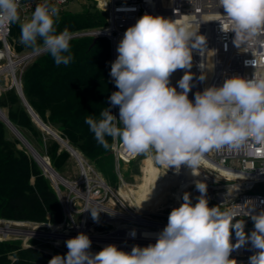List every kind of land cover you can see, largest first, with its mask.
I'll return each instance as SVG.
<instances>
[{
	"label": "clouds",
	"instance_id": "9594fccd",
	"mask_svg": "<svg viewBox=\"0 0 264 264\" xmlns=\"http://www.w3.org/2000/svg\"><path fill=\"white\" fill-rule=\"evenodd\" d=\"M217 4L224 10L221 31L234 33L235 47L249 48L256 41L264 44V0H217ZM19 11V0H0V30L17 23ZM58 17L56 5L48 0L38 4L31 18L20 25V43L46 51L57 66H67L73 60L72 36L67 29L57 33ZM38 38L42 44L38 45ZM205 46V36L162 16L144 14L128 27L110 71L119 90L109 100L111 106L119 107V119L109 108L100 112L99 119L85 118L97 143L108 149L106 138L111 137L127 152L151 154L167 169L174 166L179 171L187 164L193 176L199 175L196 169L211 151L226 154L253 146L264 148V77L233 76L220 87L197 92L194 103L189 99L193 50L203 55ZM245 63L254 66L256 60ZM178 69L185 70L177 82L181 91L170 85ZM195 188L201 193L197 202L193 204L185 192L183 203L171 210L155 244L133 246L131 252L109 244L92 253L89 236L80 233L65 241L66 256L55 255L48 264H237L229 258L231 252L249 241L258 250L249 257V264H264V210L248 213L254 230L247 235L236 210L209 207L207 185L196 181ZM91 215L98 218L96 213ZM233 230L235 244L231 242ZM130 235L135 237V230Z\"/></svg>",
	"mask_w": 264,
	"mask_h": 264
},
{
	"label": "built area",
	"instance_id": "2783aa9c",
	"mask_svg": "<svg viewBox=\"0 0 264 264\" xmlns=\"http://www.w3.org/2000/svg\"><path fill=\"white\" fill-rule=\"evenodd\" d=\"M76 0H48L50 4L56 5L59 9V16L67 12L71 3ZM98 9L106 14L107 25L98 30L83 31L72 34L73 38L91 37L107 39L111 43L112 62L118 57L117 47L128 27L133 26L144 14L162 16L166 19L185 18L190 28L204 36L209 30V45L204 48L203 55L195 58L193 67L192 88L189 98L194 103L195 94L202 92L211 86L220 87L227 78L240 76L252 79L254 74L264 77V44L256 41L249 48H237L232 40L234 33L221 31L220 20L224 14L222 7H218L217 0H170L168 5L163 0H95ZM45 0H19L20 22L23 23L31 18L35 7L43 4ZM13 24L6 29L0 30V65L6 61V54L14 59L29 57L28 62L33 61L39 54L32 52L19 57L12 51L10 45L11 31ZM264 40V38H261ZM226 46V47H225ZM208 51L214 57L215 68L209 81H201L199 77L206 75L203 64ZM255 58L256 64H246ZM27 64V63H26ZM25 65V64H24ZM28 65V64H27ZM24 72H22L23 75ZM1 76V75H0ZM22 82V78L20 83ZM114 91L117 89L113 79ZM11 88V87H10ZM117 106L114 107V114ZM113 156L117 163H129L139 154H131L116 141L112 148ZM209 160L215 167L209 166L222 180L223 192L219 194L217 203L220 207L228 210H236L237 220L244 222V231L250 235L254 230V222L251 214H258L264 210V195L256 191V187L264 183V148L259 146L249 147L235 153H216L211 151L201 161L206 165ZM80 175L77 179L70 181L66 179L69 186L59 184L58 197L63 208L64 219L58 225L51 223L17 222L0 219V225L11 227L15 231L25 230L31 235L25 236L19 233L9 237L0 235V241H21L25 248H39L43 244L49 245L45 251L54 256L59 252L63 256L67 254L65 241L74 238L80 233L87 234L91 240L90 252L96 253L109 244L116 245L120 250L131 252L133 246L146 247L155 244L157 234L166 227L168 216L161 214V219H152L142 216L135 209L129 207L125 199L118 196L106 183L102 175L88 163L80 164ZM215 183L219 181L214 180ZM65 188L67 194L63 191ZM91 212L98 215L93 219ZM167 218V219H164ZM235 222V221H234ZM135 230L136 235L130 233ZM38 241L40 244L33 245ZM231 242L235 244L237 237L232 231ZM105 244V246H104ZM43 248V247H42ZM256 249L251 247L250 241L231 252L230 259L249 264V257Z\"/></svg>",
	"mask_w": 264,
	"mask_h": 264
},
{
	"label": "trees",
	"instance_id": "16d2710c",
	"mask_svg": "<svg viewBox=\"0 0 264 264\" xmlns=\"http://www.w3.org/2000/svg\"><path fill=\"white\" fill-rule=\"evenodd\" d=\"M88 1L94 4L85 6L80 14L65 12L56 19L57 33L67 29L72 35L106 27V14L96 7L94 0ZM20 35L21 28L13 26L10 45L18 53L27 48L36 51L23 44L17 46L15 41H20ZM37 43L42 44V40L38 38ZM70 51L73 60L67 66H57L47 52L38 56L22 75L24 95L39 118L88 162L113 157L115 142L112 138H106L109 148H103L85 123L87 116L99 119L100 112L107 108L114 115L109 100L114 92L110 76L111 43L107 39L94 42L91 37L73 38ZM8 75L12 84L16 80L20 83L17 71ZM0 109L7 110L11 123L61 173L71 159L70 153L37 126L15 88L1 93ZM116 123L122 126L119 121ZM10 135L11 131L0 120V219L52 225L62 223L63 208L51 181L18 138L11 139ZM37 146L44 152L41 153ZM156 189L158 193L150 195L148 192L147 199H158L164 186L156 184ZM55 255L63 256L59 252ZM51 258L42 247L25 248L21 241H0V264H48Z\"/></svg>",
	"mask_w": 264,
	"mask_h": 264
},
{
	"label": "rangeland",
	"instance_id": "374dc122",
	"mask_svg": "<svg viewBox=\"0 0 264 264\" xmlns=\"http://www.w3.org/2000/svg\"><path fill=\"white\" fill-rule=\"evenodd\" d=\"M95 1V0H94ZM96 2V1H95ZM165 5L170 3V0H164ZM94 3L88 0H79V2H73L69 5L67 12L73 15L80 14L83 11V8L87 5H93ZM96 7L98 8V3L96 2ZM21 22L18 21L14 23L13 26L20 27ZM16 45H22L20 41H15ZM12 51L17 54L19 57H22L26 54H30L35 52L34 50H30L29 48L25 49L22 53H18L13 46H11ZM8 56V54H7ZM3 62V65L9 63L7 60ZM40 56V55H39ZM13 57V56H12ZM18 59V58H17ZM36 60L27 62V64L19 67L17 69V76L21 80L22 72H24L30 64H32ZM1 67V66H0ZM192 74L195 72V68L192 66L190 69ZM209 71V70H208ZM207 71V73H209ZM184 75V73H183ZM212 75V74H211ZM209 74L205 75V80H208ZM181 75L178 74L177 82L180 80ZM211 78V77H210ZM210 80V79H209ZM12 79L8 74H3L0 76V95L1 93L7 91L12 86ZM177 91H181L177 84ZM119 89H115L114 92ZM7 114V110H3ZM117 118V116H115ZM118 119V118H117ZM14 134L11 132L9 138H14ZM16 137V136H15ZM17 138V137H16ZM38 147V146H37ZM39 151L43 153V149L38 147ZM45 157V156H44ZM46 161L47 160V157ZM148 160V161H147ZM70 162L72 164H67V166L59 173L63 178L73 181L77 179L80 175V166L78 161L71 156ZM89 164L98 171L106 183L113 189V191L118 195L119 192H125L127 188L135 197L138 205L134 204L131 200L126 202L129 207L135 209L138 214L142 216H147L154 219H161L160 215L165 214L169 215L171 210L175 207H179L180 204L183 203V194L185 192L190 194V198L192 203L195 204L197 202V197L201 195V193L195 188V183L188 186L187 188H183L181 195L179 191L181 190V183H178L176 180H172L176 175L175 172L171 168H165L160 166L152 157L151 154H139L129 163L120 162L117 163L115 157L107 156L102 159L90 161ZM197 171L209 180L208 183L204 182L207 185L206 198L208 199L209 207L217 206L224 210V208L220 207L217 203V199L219 194L223 192L224 184H222V180L219 175L214 172L209 166H206L202 163L197 168ZM144 174V176H143ZM214 180L219 181V183H215ZM146 181L147 184H143ZM174 181V182H173ZM176 182V183H175ZM194 182V181H192ZM202 182V181H201ZM125 184V185H123ZM156 184H161L164 186V190L159 193L157 196L158 199L149 200L147 199V194L150 192V195L157 194L159 190L156 189ZM127 185V186H126ZM125 187V188H124ZM63 191L67 194V190L63 188ZM189 189V190H188ZM225 190V189H224ZM256 191L262 195H264V183L259 184L256 187ZM121 197V196H120ZM123 198V197H122ZM167 219V218H164ZM7 233L15 234L18 233L14 231L11 227L6 228ZM25 236H28L27 232H20ZM1 238V237H0ZM33 245H38V241L32 242ZM44 249H48L49 245L43 244L41 245Z\"/></svg>",
	"mask_w": 264,
	"mask_h": 264
},
{
	"label": "bare ground",
	"instance_id": "6f19581e",
	"mask_svg": "<svg viewBox=\"0 0 264 264\" xmlns=\"http://www.w3.org/2000/svg\"><path fill=\"white\" fill-rule=\"evenodd\" d=\"M163 4L165 5V2L163 0ZM170 20H178L179 23H182V24H185L187 26H189V23L185 20V18H171ZM190 27V26H189ZM191 30L193 31L194 29L191 28ZM204 36L206 38V45L208 46L209 45V37H210V33H209V30H206L204 32ZM206 47V46H205ZM200 51L199 50H193V62L195 61V58L197 57H200ZM29 57L31 56H24L22 58H18V59H14L12 57V55H10L8 53V56H7V60L9 61V63L5 64V65H2L0 67V75L1 74H12L14 75V73L17 71V69L21 66H23L24 64H26L29 60ZM214 68H215V62H214V57L213 55L211 54L210 51H208V47H207V54L205 55V58H204V71L205 73L209 76H208V80L210 79V77L212 76L211 74L213 73L214 71ZM209 70V71H208ZM207 71L209 73H207ZM185 72V70H182V69H178L177 71H175L171 77H170V85L171 86H176L177 84V79H178V74L181 75V78L183 76V73ZM191 72V71H190ZM192 73V72H191ZM180 78V79H181ZM20 84V83H19ZM13 85V84H12ZM189 95V94H188ZM190 100H192L193 98H189ZM0 117H4L3 114L0 112ZM15 136L16 134L10 129L8 128ZM17 137V136H16ZM48 159V158H47ZM206 161V166H213L215 167L209 160H205ZM40 162V165L42 166V168L44 169V171L47 172L48 176L50 178H52L54 180V182L60 184L61 182L64 183L65 185L69 186V184L66 182V179L63 178L62 179H59L55 174H52L49 170V168L47 167L46 163L39 160ZM47 162V161H46ZM173 170V172H175L174 175H176L175 177L172 178V180H176L178 181V183H181L180 186L182 187L181 190L179 191V194L181 195V192H182V189L183 188H187L188 186L194 184L196 181H202V182H206L208 183L209 180L207 178H205L204 176H202L196 169L197 173L199 174L198 176H193L192 175V170L191 168L187 165V164H183L181 165L179 171H177L175 169L174 166L172 167H169ZM194 181V182H192ZM174 182V181H173ZM176 183V182H175ZM125 185V184H123ZM127 186V185H126ZM125 188V187H124ZM189 190V189H188ZM119 195L121 196V198L123 197V199H126L127 201H132L134 204L138 205L135 197L133 196V194L126 188L125 189V192H119ZM138 213V212H137ZM7 227L5 226H1L0 225V235L1 236H4V237H9L11 236L12 234L11 233H7V230H6ZM15 231V230H14ZM17 232V231H16ZM20 232H27L25 230H21V231H18V233L20 234ZM28 233V232H27ZM23 235V234H22ZM31 235L30 233H28V236ZM105 246V244H104ZM107 246V245H106ZM237 264H243L242 262H239L237 261Z\"/></svg>",
	"mask_w": 264,
	"mask_h": 264
},
{
	"label": "water",
	"instance_id": "95a60500",
	"mask_svg": "<svg viewBox=\"0 0 264 264\" xmlns=\"http://www.w3.org/2000/svg\"><path fill=\"white\" fill-rule=\"evenodd\" d=\"M98 40V38H94V42H96ZM46 51L43 50H38L35 54H44ZM15 88V90L17 91L19 97L21 98L24 106L27 108V111L29 112V114L31 115V117L33 118V121L37 124V126L44 132H46L48 135L52 136L54 139H56L62 146V148L66 149L70 155L72 157H74L78 163L80 164H84L85 162L88 163V161L77 151L75 150L68 141L63 140L61 138V136L55 131L53 130L50 126L46 125L40 118L39 116L35 113V111L33 110V108L30 106V104L28 103L24 92H23V85L22 82L19 84L17 82V80L15 81V84H13L11 86L10 89ZM0 112L3 114L4 117H0V120L3 121L5 123V125L10 128L17 136L18 140L26 147V149L29 151V153L32 155V157L34 158V160L38 163V165L41 167V169L43 170L44 175L51 181L52 186L54 188V190L56 191L57 195L59 193V184L54 182V180L52 178H50L47 174L46 171H44V169L42 168V166L40 165L39 160L43 161L46 163L47 167L49 168L50 172L52 174H55L59 179H62V176L51 166L50 160L48 159V162H46V158L41 156L37 150L28 142V140L18 131V129L11 123V121L9 120L7 114L0 109ZM62 183V182H61ZM60 183V184H61Z\"/></svg>",
	"mask_w": 264,
	"mask_h": 264
},
{
	"label": "crops",
	"instance_id": "0c3cea01",
	"mask_svg": "<svg viewBox=\"0 0 264 264\" xmlns=\"http://www.w3.org/2000/svg\"><path fill=\"white\" fill-rule=\"evenodd\" d=\"M76 1L79 2V0H76ZM76 1H74V2H76ZM114 115L117 116V118L119 119V107L118 106H117L116 113ZM68 164H72V162H70V160H69Z\"/></svg>",
	"mask_w": 264,
	"mask_h": 264
}]
</instances>
